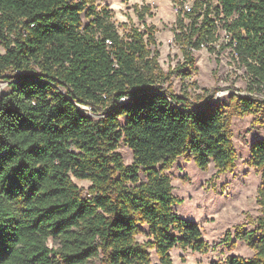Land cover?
I'll list each match as a JSON object with an SVG mask.
<instances>
[{
  "label": "trees",
  "instance_id": "16d2710c",
  "mask_svg": "<svg viewBox=\"0 0 264 264\" xmlns=\"http://www.w3.org/2000/svg\"><path fill=\"white\" fill-rule=\"evenodd\" d=\"M179 11L174 39L185 66L193 68L191 48L217 40L222 20L264 89V0H195ZM136 12L144 29L122 35L96 0H0V80L16 78L0 90V264H86L100 253L104 264H151L148 247L154 264H173V247L207 249L199 224L174 211L181 201L165 170L179 156L200 169L231 167L228 117L212 92L193 97L187 85L179 93L165 86L155 28L145 25L150 7ZM232 99L242 114L258 103ZM249 162L261 170L262 216L256 238L239 237L254 254L210 264H264V139L251 143ZM73 177L90 181L86 195Z\"/></svg>",
  "mask_w": 264,
  "mask_h": 264
},
{
  "label": "rangeland",
  "instance_id": "374dc122",
  "mask_svg": "<svg viewBox=\"0 0 264 264\" xmlns=\"http://www.w3.org/2000/svg\"><path fill=\"white\" fill-rule=\"evenodd\" d=\"M195 0H96L99 6H106L112 12V20L120 34H126L131 26L144 29L143 21L138 19L136 9L149 5L150 15L145 16V25L155 28V47L157 62L168 76L165 86L179 93L183 85L188 86L192 96L207 95L211 101L220 105L226 112L231 142L235 150L233 165L219 170L213 162L200 169L193 160L179 156L165 172L169 175L173 194L181 201L173 205L174 211L196 221L207 242L205 251L173 247L170 256L173 264H210L212 260H223L235 254L249 258L254 249L244 238L250 233L258 236L257 222L262 216L258 203L257 190L261 185V170L249 162L250 145L256 139H264V89L257 86L247 66L229 44V34L217 19L218 38L199 49H191L193 68L184 65L181 45L174 39L178 26L177 14L184 3ZM184 23L188 18H183ZM0 51L3 48L0 44ZM188 70L190 74L184 76ZM12 76L13 72H8ZM16 78L0 80V90H9L8 83ZM253 96L258 99L257 106L250 113H240L233 102V95ZM86 114L90 109L81 107ZM117 151L123 162H132V151L120 142ZM82 195H86L90 181L73 177ZM142 228H146L144 225ZM139 242L146 240L144 234L136 236ZM49 246L56 247L55 240H48ZM150 263L158 262L153 248L148 247ZM86 264H104L103 254L91 257Z\"/></svg>",
  "mask_w": 264,
  "mask_h": 264
},
{
  "label": "built area",
  "instance_id": "2783aa9c",
  "mask_svg": "<svg viewBox=\"0 0 264 264\" xmlns=\"http://www.w3.org/2000/svg\"><path fill=\"white\" fill-rule=\"evenodd\" d=\"M191 8H192V4H189V3L186 4V3H184L182 5V7L180 8V10H183V11L188 12V11L191 10ZM191 49H193V48H191ZM122 100H125V98H122Z\"/></svg>",
  "mask_w": 264,
  "mask_h": 264
}]
</instances>
